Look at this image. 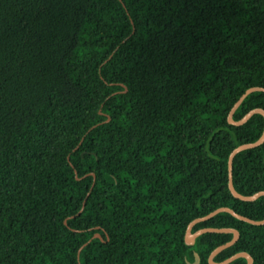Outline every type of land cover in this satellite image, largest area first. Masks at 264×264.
<instances>
[{
  "label": "trees",
  "instance_id": "1",
  "mask_svg": "<svg viewBox=\"0 0 264 264\" xmlns=\"http://www.w3.org/2000/svg\"><path fill=\"white\" fill-rule=\"evenodd\" d=\"M253 87L264 0H0V264H208L233 236L187 246L190 222L264 220V197L228 189V156L264 129L227 121ZM253 109L264 93L233 120ZM232 182L264 192V144ZM204 228L239 233L216 263L264 264V226L220 213Z\"/></svg>",
  "mask_w": 264,
  "mask_h": 264
},
{
  "label": "water",
  "instance_id": "2",
  "mask_svg": "<svg viewBox=\"0 0 264 264\" xmlns=\"http://www.w3.org/2000/svg\"><path fill=\"white\" fill-rule=\"evenodd\" d=\"M119 2L121 0H118ZM124 92H126V89L124 90ZM256 92H260V93H264V88L261 87H253L250 88L248 90H246L243 95H241V97L238 99V101L234 104V106L232 107V109L230 110L228 117H227V121L230 125L235 126V127H240L242 125H244L246 122L249 121V119L254 116V115H261L264 119V110L262 109H253L251 111H249L244 117H242L239 121H234L233 120V115L235 113V111L239 108V106L241 105V103L246 99V97H248L249 95L256 93ZM109 121V118L103 122V123H107ZM95 127V126H94ZM93 127V128H94ZM264 144V129L262 132L261 137L254 143H248V144H243L238 146L237 148H235L230 155L228 156V161H227V166H228V189L230 191V193L232 194V196L240 201L243 202H254L256 200H258L260 197H264V192H259V193H255L254 195L251 196H243L241 194H239L233 186V182H232V167H233V160L234 158L240 154L241 152L247 151V150H252L255 149L257 147H260L261 145ZM76 174V173H75ZM220 213H228L230 215H232L233 217L244 221L246 223H249L251 225L254 226H264V220L262 221H253L250 220L248 218H245L243 216H240L238 214H236L233 210L229 209V208H219L216 209L214 211H212L211 213H209L208 215L202 217V218H198L193 220L192 222H190L187 226L186 232H185V237H184V242L187 246H193L195 244V241L198 237L207 234V233H211V234H232V239L231 241H229L228 243L221 245L219 247H217L216 249H214L209 257H208V264H230L233 261L243 258L246 260V264H253L254 260L252 259V257L246 253H238L235 254L234 256L220 262V263H216L214 261V258L221 253L223 250L233 246L239 239V233L234 230V229H214V228H204V229H200L198 231H196L195 233L192 232V229L195 225L208 221L209 219L215 217L216 215L220 214ZM92 239H99L102 241L100 235L96 234L93 236ZM91 239V240H92ZM200 259L198 257V255L195 253L194 254V262L192 264H199Z\"/></svg>",
  "mask_w": 264,
  "mask_h": 264
}]
</instances>
